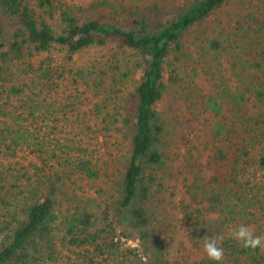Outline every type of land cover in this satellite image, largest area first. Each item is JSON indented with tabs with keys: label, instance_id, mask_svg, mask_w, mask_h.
Here are the masks:
<instances>
[{
	"label": "trees",
	"instance_id": "trees-1",
	"mask_svg": "<svg viewBox=\"0 0 264 264\" xmlns=\"http://www.w3.org/2000/svg\"><path fill=\"white\" fill-rule=\"evenodd\" d=\"M132 1L89 17L71 0H0V264H57L58 245L80 264H168L153 210L173 175L158 110L173 87L188 115L214 120L208 160L190 151L183 165L180 221L204 253L193 264H264L233 236L264 238V0ZM231 4L226 27L188 45ZM110 45L104 62L75 60ZM87 191L103 197L94 210Z\"/></svg>",
	"mask_w": 264,
	"mask_h": 264
},
{
	"label": "rangeland",
	"instance_id": "rangeland-1",
	"mask_svg": "<svg viewBox=\"0 0 264 264\" xmlns=\"http://www.w3.org/2000/svg\"><path fill=\"white\" fill-rule=\"evenodd\" d=\"M105 0H71L72 4L79 5L84 8V13L89 17L99 15L100 12H105L106 6H98V2ZM112 4H117L126 1L128 4L132 3V0H107ZM119 1V2H118ZM96 4V5H95ZM95 6V7H94ZM239 7L236 4L224 8L216 15L212 16L208 21L199 28L194 34H190L188 39V45L191 40L197 39L205 30L208 37L215 33V29L226 27L228 22L238 12ZM203 31V32H202ZM194 51V46L192 47ZM114 47L112 45L97 48L90 52H85L76 56V61L80 63H88L89 61L104 62L112 53H114ZM228 66L225 64V68ZM183 69V67H181ZM186 70L185 68L183 69ZM136 75V74H135ZM226 75H230V70H227ZM137 77V76H136ZM200 89L209 94L213 92V81L210 77L200 74L196 79ZM172 87V85H170ZM174 87L166 94V97L158 105L159 113L164 120L167 139L170 143V156L167 172H172V176H169L166 183L167 187L163 193L159 196L163 202L158 201V205L153 210L156 213L153 223L154 234L162 242L166 261L168 264H193L196 260L203 257V251L199 250L198 246H194L189 240L188 232L184 230L180 218L181 214L178 211V205L180 201L186 199L185 188L183 181L186 177V173L183 172V165L189 156L191 151L201 161L206 162L210 156V152L207 149V140L211 138V130L214 126L213 113L204 114L200 119H196L185 110L184 103L174 93ZM96 101L94 98H90L87 101V106L90 107ZM20 160L23 163L28 164V160L24 158V154L21 155ZM2 162L7 165L11 163V160L0 157ZM85 202L90 210L99 205L102 201L100 194L94 191L79 192L76 193ZM93 209V210H94ZM63 225L56 227V232L59 237L63 234ZM119 240L126 247H137L138 241L131 237L119 232ZM60 252V259L57 264H80L73 252L68 249H64L58 245Z\"/></svg>",
	"mask_w": 264,
	"mask_h": 264
},
{
	"label": "clouds",
	"instance_id": "clouds-1",
	"mask_svg": "<svg viewBox=\"0 0 264 264\" xmlns=\"http://www.w3.org/2000/svg\"><path fill=\"white\" fill-rule=\"evenodd\" d=\"M235 239L242 241L244 248H264V238L255 235L248 227L240 225L233 233ZM204 250L209 259L220 262L223 257V250L218 246L216 239L208 238L204 244Z\"/></svg>",
	"mask_w": 264,
	"mask_h": 264
}]
</instances>
